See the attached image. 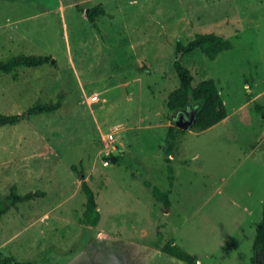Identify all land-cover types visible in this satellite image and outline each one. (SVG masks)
Returning a JSON list of instances; mask_svg holds the SVG:
<instances>
[{"label": "rangeland", "instance_id": "rangeland-1", "mask_svg": "<svg viewBox=\"0 0 264 264\" xmlns=\"http://www.w3.org/2000/svg\"><path fill=\"white\" fill-rule=\"evenodd\" d=\"M96 5L106 14L95 28L85 11ZM200 33L232 44L213 60L195 51L182 61L194 84L215 81L228 116L179 136L165 209L143 180L169 187L175 46ZM18 53L53 63L0 74V113L64 97L54 112L0 127V201L12 188L45 192L2 215L0 259L189 264L162 250L171 242L197 264H264V251H253L264 203V0H0V59ZM82 174L96 227L84 221Z\"/></svg>", "mask_w": 264, "mask_h": 264}, {"label": "trees", "instance_id": "trees-1", "mask_svg": "<svg viewBox=\"0 0 264 264\" xmlns=\"http://www.w3.org/2000/svg\"><path fill=\"white\" fill-rule=\"evenodd\" d=\"M77 9L81 10V7ZM85 14L87 20L96 28L97 17L105 15L106 11L103 7L96 5L86 9ZM231 48L232 44L229 41L215 33L196 34L194 39L187 44H183L180 41L176 43L175 50L177 54H181L180 59H175L173 62L175 74L178 78V87L169 93L167 107L175 116L178 113L193 111L194 120L190 130L204 131L216 125L227 117V110L215 81L213 79H205L194 84V77L190 69L182 61L184 57L191 56L195 51H200L208 59L213 60L219 54ZM51 60L52 57L49 55L18 53L8 58L0 59V74H13L19 68H37L45 64L53 63ZM63 97L64 93L61 92L58 93L56 99L50 98L46 102L37 100L26 112L20 114L0 113V127L5 125L14 126L31 116L54 112L61 108V99ZM184 132V129L175 126L173 120V124L169 127L165 137L163 152L166 156L165 161L167 163L166 170L169 187L163 191L152 182L143 180V184L149 189L152 198L156 202L162 203L165 209H169L171 206L170 194L172 192V184L175 181L171 158L177 151V144L180 143L179 136ZM118 161V158H116L114 163H118ZM80 186L86 196L85 211L83 213L84 221L88 226L96 227L100 220V214L97 208L95 194L85 179L81 180ZM42 196H44V193L41 191H30L19 195L12 188L9 195L3 201H0V219L9 208L15 207L18 203L35 200ZM162 250L189 264H197V256L188 253L177 244L167 243L163 246ZM253 251H264V203L262 206V217L257 225L254 236ZM252 261L254 262L255 259L252 258ZM9 262L8 259H0V264H9Z\"/></svg>", "mask_w": 264, "mask_h": 264}, {"label": "water", "instance_id": "water-1", "mask_svg": "<svg viewBox=\"0 0 264 264\" xmlns=\"http://www.w3.org/2000/svg\"><path fill=\"white\" fill-rule=\"evenodd\" d=\"M53 61V60H51ZM193 120H194V115H191L190 118L185 119L183 114H180L179 117H177L174 120L175 126L180 128V129H184V130H188L192 128L193 125ZM115 157H112V161L115 162ZM81 178L84 179V175H81Z\"/></svg>", "mask_w": 264, "mask_h": 264}, {"label": "crops", "instance_id": "crops-1", "mask_svg": "<svg viewBox=\"0 0 264 264\" xmlns=\"http://www.w3.org/2000/svg\"><path fill=\"white\" fill-rule=\"evenodd\" d=\"M60 9L62 8V6H60L59 7ZM33 18H28V19H25L24 21H19V22H14L15 23V26H16V28H18V26H20L21 24H24V22H27V20H32ZM23 22V23H22ZM26 24H28V22L26 23ZM227 116H228V114H227ZM227 119V117L224 119V120H226ZM223 120V121H224ZM221 122V121H220ZM219 122V123H220ZM113 157V156H112ZM115 158H116V156H114ZM116 160V159H115ZM84 177H85V175H84ZM82 179V178H81ZM41 192H43V191H41ZM44 193V196H45V192H43ZM44 196H42V197H39V198H43ZM37 199V198H36ZM24 203V202H23ZM18 204H21V203H18ZM13 208V207H12Z\"/></svg>", "mask_w": 264, "mask_h": 264}, {"label": "built area", "instance_id": "built-area-1", "mask_svg": "<svg viewBox=\"0 0 264 264\" xmlns=\"http://www.w3.org/2000/svg\"><path fill=\"white\" fill-rule=\"evenodd\" d=\"M100 99H99V97H98V95L97 94H95L94 96H91V98H89V101L92 103V102H98ZM113 134H110V135H108V137H107V139L109 140V141H111V140H113ZM105 164L107 165L108 164V162H105Z\"/></svg>", "mask_w": 264, "mask_h": 264}, {"label": "flooded vegetation", "instance_id": "flooded-vegetation-1", "mask_svg": "<svg viewBox=\"0 0 264 264\" xmlns=\"http://www.w3.org/2000/svg\"><path fill=\"white\" fill-rule=\"evenodd\" d=\"M180 114H183L184 115V118L185 119H188V118H190L191 115H194V112L193 111H190V112H185V113H178L176 115V118L179 117Z\"/></svg>", "mask_w": 264, "mask_h": 264}]
</instances>
